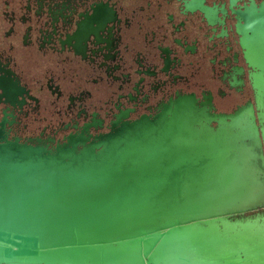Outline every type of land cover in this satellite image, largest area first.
<instances>
[{
	"label": "flooded vegetation",
	"instance_id": "obj_1",
	"mask_svg": "<svg viewBox=\"0 0 264 264\" xmlns=\"http://www.w3.org/2000/svg\"><path fill=\"white\" fill-rule=\"evenodd\" d=\"M259 30L264 0H0V142L98 152L178 116L216 132L248 105L264 128Z\"/></svg>",
	"mask_w": 264,
	"mask_h": 264
},
{
	"label": "water",
	"instance_id": "obj_2",
	"mask_svg": "<svg viewBox=\"0 0 264 264\" xmlns=\"http://www.w3.org/2000/svg\"><path fill=\"white\" fill-rule=\"evenodd\" d=\"M251 37L245 57L264 73V30ZM248 106L216 132L178 116L98 152L0 142V264H264V225L232 219L264 209V128Z\"/></svg>",
	"mask_w": 264,
	"mask_h": 264
}]
</instances>
